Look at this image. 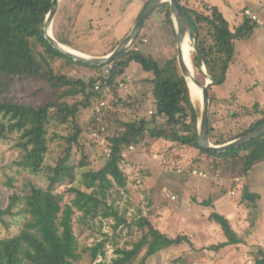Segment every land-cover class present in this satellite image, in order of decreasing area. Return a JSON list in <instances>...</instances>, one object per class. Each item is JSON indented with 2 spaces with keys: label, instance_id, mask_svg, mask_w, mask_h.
Here are the masks:
<instances>
[{
  "label": "trees",
  "instance_id": "obj_1",
  "mask_svg": "<svg viewBox=\"0 0 264 264\" xmlns=\"http://www.w3.org/2000/svg\"><path fill=\"white\" fill-rule=\"evenodd\" d=\"M143 1L136 21L151 0ZM178 2L186 11L198 50L214 80L209 88V137L214 145H224L264 124V109L258 105L246 108L239 102L232 104L234 110L227 109L223 103L226 99H221L215 90L226 84L230 70L239 63L237 43L250 40L259 26L244 14L243 21L232 31L218 6L202 1L198 8ZM52 3L53 0H0V140L11 141L18 152L12 165L16 174L48 173L46 186L33 181L24 183L7 198L6 206L0 191V225L9 230L8 220L15 218L22 226L8 236L0 234V264H76L83 257L74 231L78 212L91 221L113 218L115 230L128 225L109 199L115 190L127 187L128 177L121 166L124 154L131 146L145 147L148 138L193 150L195 164L208 161L212 175L229 172L232 187L237 179L247 178L255 166L264 163V135L224 152H213L199 144L200 108L192 101L176 55H159L141 47L144 39L152 37L146 31L152 15L128 50L110 64L97 66L73 60L55 50L45 38L44 24ZM246 10L250 9L245 8L244 13ZM155 11L162 15L163 26L175 35L170 4L163 3ZM68 19L74 23L76 14ZM127 35L111 40L105 52L92 55L110 54ZM54 37L63 45L88 53L55 30ZM192 57L197 70L199 63L194 52ZM59 61L94 74H63L56 68ZM132 64H137L146 76L130 79ZM32 83L41 87L26 91ZM124 84L138 88L142 85L145 90L125 95L120 90ZM101 103L105 106L95 113ZM84 111L93 112L87 123L82 118ZM258 113L260 116L256 117ZM245 114L251 119L247 128ZM93 132L106 137L109 156L103 151L98 153L100 145L91 141ZM87 141L90 148L86 147ZM55 152V162L49 164L48 159ZM13 185L9 181L6 187ZM258 199L255 192L244 190L243 204L247 207H256ZM204 204L213 205L210 199ZM155 217L156 210L152 209L132 223L140 231V238L130 248H121L116 240L112 241L115 257L110 261L105 260L109 239L90 248L94 264H145L164 250L190 241L187 236L162 231ZM209 219L226 239L213 246L215 250L243 244L225 215L212 212ZM100 256L103 260L97 262ZM253 256L255 264H264L263 248L256 247Z\"/></svg>",
  "mask_w": 264,
  "mask_h": 264
},
{
  "label": "rangeland",
  "instance_id": "obj_2",
  "mask_svg": "<svg viewBox=\"0 0 264 264\" xmlns=\"http://www.w3.org/2000/svg\"><path fill=\"white\" fill-rule=\"evenodd\" d=\"M181 1L189 7L198 8L202 2V0ZM203 1L219 6L229 21L232 31H235L243 21L245 8L239 15L235 14L234 10L237 9L238 4V7H241L247 5L250 0ZM254 3L260 7L261 11L264 9V0H254ZM140 4L141 0H61L53 23V35L55 30L68 42L80 46L90 54L105 52L111 40L121 39L131 32L136 23L135 18ZM74 14L76 19L73 23L68 16ZM258 18L260 19L259 15ZM146 31L152 37L144 39L147 42L143 40L142 48L159 55L168 56L172 53L177 57L175 26L174 35L170 28L163 26L162 15L158 11L152 14V20ZM255 34L264 35V28L259 27ZM259 43L261 45L253 42V37L248 41L237 43V51L240 53L239 65L230 70L226 84L215 89L221 95V99L225 98L232 102L223 100L227 109L231 107L234 110L232 104H238V102L246 108L251 109L254 105H258L260 109H264V94L255 86L257 82L264 79V42ZM65 46L71 48L68 45ZM253 66H257L259 75L251 71ZM56 68L63 74H94L84 68L68 66L63 61H59ZM130 70V79L146 76L137 64H132ZM197 70V77L204 81L200 68ZM40 87L41 84L32 83L26 87V91H34ZM120 90L126 95V93L141 94L145 89L142 85L138 88L133 84H124L120 85ZM192 101L201 110L200 102L194 99ZM215 112L218 113V110L215 109ZM95 113H97V106ZM149 114L151 115V111ZM92 115V111H84L82 118L87 123ZM259 116L258 113L256 117ZM250 121L251 119L245 114V128ZM91 137V141L95 140L94 142L100 145L97 148L98 153L105 152V144L102 140L106 137L97 132H93ZM154 141L148 138L145 147L135 148L134 151L127 153L121 165L128 177L127 187L124 190H115L109 199L110 203L118 207L122 216H125L129 222L128 225L115 230L116 223L113 218L107 220L98 218L91 221V219H84L79 212L75 216L74 231L79 241V251L83 254L82 259L76 264H94L90 248L105 239H109L105 249L107 261L115 257V246L112 245V241L116 240L121 248H130L132 243L140 238V231L132 226V223L141 216L148 215L152 209L156 210L155 220H158L162 231L172 236L178 234L187 236L190 241L164 250L146 260L145 264H255L254 252L256 247L260 248L262 245L256 237L258 236L256 226L253 228L256 214H243L244 208L239 205L244 203L242 201L244 189L240 184L238 185L236 181L235 187H232L233 179L229 172L212 175L208 161L195 164L196 157L193 150L176 147L165 140ZM149 143L152 145L149 146ZM12 146L11 141L0 140V191L5 206L7 198L20 190L24 183L33 181L40 186H46L48 182L46 171L41 175H32L27 172L16 174L12 165L18 157V152ZM86 147L90 148V142H86ZM56 155L58 154L55 152L48 159L49 164L53 165ZM196 166L200 168H195ZM193 169L200 171L198 175H193ZM180 170L183 172L178 173ZM201 172L204 177L200 176ZM9 181L14 183L15 189L14 185L11 188L6 187ZM172 197H175V200ZM209 199L213 203L212 206L204 204ZM212 212L225 215L230 220L235 232L242 238L243 244L217 250L213 248L226 239L219 226L209 219ZM8 222L11 226L9 230L4 225H0V234L3 236L16 233L22 227L20 221L15 218L12 221L9 219ZM258 222L260 224L264 222L263 215L259 216ZM144 254L145 251L139 257L140 260ZM101 260H103L102 256L97 259V262Z\"/></svg>",
  "mask_w": 264,
  "mask_h": 264
},
{
  "label": "water",
  "instance_id": "obj_3",
  "mask_svg": "<svg viewBox=\"0 0 264 264\" xmlns=\"http://www.w3.org/2000/svg\"><path fill=\"white\" fill-rule=\"evenodd\" d=\"M61 0H53L52 8L48 13L45 24H44V35L45 38L50 42L52 47L61 52L62 54L72 58L75 61H81L90 65H107L120 56L123 52L128 50L139 38L143 26L148 21L149 17L153 14L154 10L163 3L170 4V16L173 20L176 33V45H177V62L181 70L182 75L187 80L189 86V78L191 77L194 85L202 90V98L200 100L201 105V118L199 122V144L204 148H207L213 152H224L231 148L240 147L253 139L259 138L264 135V124L253 130L252 132L239 137L233 141H230L224 145H214L209 137V119H210V107L211 100L209 96V88L214 84L213 78L209 75L207 67L202 59V56L198 50V46L193 35L190 20L186 14L184 8L180 5L178 0H151L142 11L139 19L135 23L131 32L127 37L117 46V48L106 56H90L87 54L80 53L78 51H71L67 46L61 44L56 40L53 35V23L56 15L59 11ZM189 38L192 49L198 59L200 72L204 76V81L192 75L190 68L188 67L185 55L183 51V44L186 38ZM205 67L207 73H203L202 69ZM191 87V86H190ZM192 88V87H191Z\"/></svg>",
  "mask_w": 264,
  "mask_h": 264
},
{
  "label": "crops",
  "instance_id": "obj_4",
  "mask_svg": "<svg viewBox=\"0 0 264 264\" xmlns=\"http://www.w3.org/2000/svg\"><path fill=\"white\" fill-rule=\"evenodd\" d=\"M203 1V0H202ZM205 2V1H204ZM207 3V2H206ZM242 4V3H241ZM144 5V1L141 0V4H140V9L139 12L137 13V16L136 18L139 16L141 10H142V7ZM239 5V4H238ZM237 5V9H235V14L239 15L241 14L242 10L244 8H250L252 9L253 11H255L256 15L260 17V19L264 22V9H260L259 6L256 5V3H254V0H250L249 3H247V5H244V6H241V7H238ZM217 6V5H216ZM219 7V6H218ZM263 7V6H262ZM220 8V7H219ZM264 8V7H263ZM221 10V9H220ZM136 18H135V22L136 21ZM152 20V19H151ZM262 22V23H263ZM135 24V23H134ZM134 27V26H133ZM132 27V28H133ZM259 29V28H258ZM256 31V30H255ZM255 31H254V34H253V42H258L259 45H261L259 42H264V35L260 36V35H256L255 34ZM122 39V38H121ZM120 40V39H118ZM77 51V50H76ZM80 52V51H79ZM83 53V52H82ZM256 53V52H255ZM83 54H87V55H90V56H93L92 54H88V53H83ZM100 57V56H98ZM239 64H237L236 66H238ZM251 71L255 73V75H259V71H258V68L257 66H253L251 68ZM240 79V77L238 78ZM257 82V81H256ZM257 86L256 88L260 91L261 90V93L264 94V79L263 81L261 82H257L256 85ZM254 87V86H253ZM234 88V87H233ZM252 88V87H251ZM262 88V89H261ZM247 89L248 86H247ZM240 186L245 190V189H249L251 192H255L256 194L259 195V199L256 203V207L254 208H250V207H247L245 204L243 203H240L239 205L242 206V208H244V213H247V215H253V214H256V219H255V222H254V225H253V228H255L256 226V232L258 234V240L260 241L261 245V248L264 249V222L263 223H259L258 222V218L259 216L263 215L264 216V163L262 164H259L257 166H255L251 172L249 173V176L245 179H242V181L239 183ZM243 201V199H242ZM240 208V207H239ZM235 209V208H234ZM259 244V243H258Z\"/></svg>",
  "mask_w": 264,
  "mask_h": 264
},
{
  "label": "bare ground",
  "instance_id": "obj_5",
  "mask_svg": "<svg viewBox=\"0 0 264 264\" xmlns=\"http://www.w3.org/2000/svg\"><path fill=\"white\" fill-rule=\"evenodd\" d=\"M182 48H183V51H184L186 63L188 65V67L190 68L192 75L195 76V77H197L196 68L194 67V65H193L194 63L192 62V60H193L192 59L193 58L192 57L193 49H192V45L190 44V41H189V38L188 37L186 38V40H185ZM69 49L71 51L74 50V49H71V48H69ZM202 72L204 74L207 73L206 70H205V67H203ZM188 81L190 83V86L192 87V88L190 87L192 99H194L195 101L200 102V100L202 98V90L194 85V83L191 80V77L189 78Z\"/></svg>",
  "mask_w": 264,
  "mask_h": 264
},
{
  "label": "built area",
  "instance_id": "obj_6",
  "mask_svg": "<svg viewBox=\"0 0 264 264\" xmlns=\"http://www.w3.org/2000/svg\"><path fill=\"white\" fill-rule=\"evenodd\" d=\"M245 15H247V16H249L253 21H255L257 24H258V26L259 27H261V28H264V24L262 23V21L258 18V16L256 15V14H254L253 12H251L250 10H246L245 11ZM144 42H147V40H144ZM137 50H139V47L137 48ZM109 69H110V67L109 68H107L106 70H105V72L106 73H108L109 72ZM105 106V103H101L99 106H97V112L99 113L101 110H100V108H102V107H104ZM151 114H152V112H151ZM102 142L105 144V152L108 154V156H109V154H110V152H111V150H109L108 149V147H107V141L105 140V139H103L102 140ZM135 150V147L134 146H131L129 149H128V151L124 154V157H126L127 156V153L128 152H131V151H134ZM155 158H157V156H155ZM183 171H178V173H182ZM198 172H200V171H198ZM198 172H197V170H193V175H198ZM203 174H202V172L200 173V176L201 177H204V176H202ZM206 177V176H205ZM237 181V183H240L242 180L241 179H237L236 180ZM174 200H175V197H172Z\"/></svg>",
  "mask_w": 264,
  "mask_h": 264
}]
</instances>
